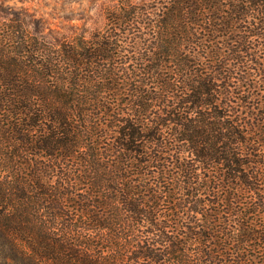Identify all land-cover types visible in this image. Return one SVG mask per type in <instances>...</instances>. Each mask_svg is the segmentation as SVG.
Returning a JSON list of instances; mask_svg holds the SVG:
<instances>
[{
    "label": "trees",
    "instance_id": "1",
    "mask_svg": "<svg viewBox=\"0 0 264 264\" xmlns=\"http://www.w3.org/2000/svg\"><path fill=\"white\" fill-rule=\"evenodd\" d=\"M104 18L0 17L4 263L264 264V0Z\"/></svg>",
    "mask_w": 264,
    "mask_h": 264
},
{
    "label": "rangeland",
    "instance_id": "2",
    "mask_svg": "<svg viewBox=\"0 0 264 264\" xmlns=\"http://www.w3.org/2000/svg\"><path fill=\"white\" fill-rule=\"evenodd\" d=\"M114 0H0V17L25 14L40 25L45 34L70 35L101 27L105 8ZM0 256V264H5ZM8 264L11 262L7 259Z\"/></svg>",
    "mask_w": 264,
    "mask_h": 264
}]
</instances>
